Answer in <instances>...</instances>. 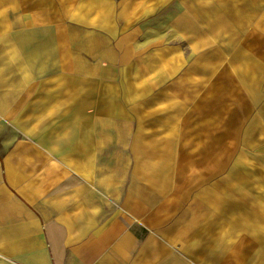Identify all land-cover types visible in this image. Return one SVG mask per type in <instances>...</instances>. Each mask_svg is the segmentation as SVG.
Wrapping results in <instances>:
<instances>
[{
  "label": "crops",
  "instance_id": "crops-1",
  "mask_svg": "<svg viewBox=\"0 0 264 264\" xmlns=\"http://www.w3.org/2000/svg\"><path fill=\"white\" fill-rule=\"evenodd\" d=\"M0 264H264V0H0Z\"/></svg>",
  "mask_w": 264,
  "mask_h": 264
}]
</instances>
